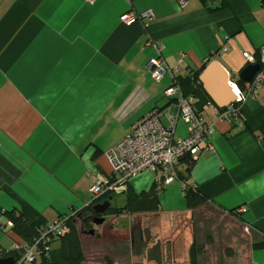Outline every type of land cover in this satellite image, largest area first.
<instances>
[{
    "label": "crops",
    "instance_id": "obj_1",
    "mask_svg": "<svg viewBox=\"0 0 264 264\" xmlns=\"http://www.w3.org/2000/svg\"><path fill=\"white\" fill-rule=\"evenodd\" d=\"M128 12H150L149 26L123 24ZM151 42L163 47L171 69L160 81L147 68L159 57ZM262 47L264 0H186L185 6L180 0H0V258L25 244L8 227L6 213L24 211L43 225L76 214L91 204L96 175L111 176L106 154L139 120L153 110L166 127L178 118L177 99L165 94L175 81L196 97L205 122L215 125V152L205 154L201 146L188 183L210 206L234 212L261 240L264 85L238 105V117L220 119L193 77L217 61L238 83L248 65L243 53L256 57ZM241 89L246 93L247 84ZM186 134L179 121L177 137ZM172 187L160 195L161 211L151 215L177 211L166 208L177 194ZM129 188L158 191L150 172L132 179ZM179 210L187 211L186 202ZM138 216L106 217L132 237ZM122 217L130 220L123 229ZM140 240L141 233L133 241L139 258L145 250ZM248 257L249 264H264V250L250 249Z\"/></svg>",
    "mask_w": 264,
    "mask_h": 264
},
{
    "label": "built area",
    "instance_id": "obj_2",
    "mask_svg": "<svg viewBox=\"0 0 264 264\" xmlns=\"http://www.w3.org/2000/svg\"><path fill=\"white\" fill-rule=\"evenodd\" d=\"M88 1L95 3L97 0ZM180 3L185 6L186 0H180ZM148 19H152L150 12L141 14L128 12L122 15L121 22L132 25L141 21L147 28ZM153 45L159 57L150 59L147 68L152 78L160 81L171 69L163 57V47ZM220 50L225 52L227 48L221 47ZM243 57L248 64H256V57L253 54L245 52ZM260 59L261 68L252 82L247 83L246 93L230 75L229 85L236 93V102L223 110L215 109L220 119L238 117V105L246 99L247 95L255 96L258 89L264 85V47L260 49ZM165 94L169 98L177 99L178 118L173 119L171 125L166 127L161 122L160 113L153 110L139 120L132 131L106 154L112 167V174L109 178L96 175L90 189L91 204L97 203L104 196L122 195L127 192L130 181L144 172L155 175V184L160 194L175 183H179L182 190H185L187 185L179 177V170L183 168L181 162L188 158L196 161L203 144L205 154L215 152V146L210 139L215 133V125L205 122L198 109L196 97L193 94L185 95L178 81L173 82ZM179 121L186 126L187 134L184 137H177ZM70 217L63 216L44 224L40 237L33 244H15L13 250L23 252L18 264H36L42 258L45 264H54L55 256L53 257L50 242L68 231ZM8 227H12L11 222H8Z\"/></svg>",
    "mask_w": 264,
    "mask_h": 264
},
{
    "label": "rangeland",
    "instance_id": "obj_3",
    "mask_svg": "<svg viewBox=\"0 0 264 264\" xmlns=\"http://www.w3.org/2000/svg\"><path fill=\"white\" fill-rule=\"evenodd\" d=\"M174 185L177 194L170 200L171 204L167 202L166 208L177 211L135 217L133 223L137 229L132 231V237L131 231L128 234L115 230L113 221L106 216L102 225L93 223L82 228V221H78L85 257L83 264H192L190 248L193 244L197 248L196 264H249V250L260 239L246 230L236 217L210 205L195 211L179 210L185 206L184 194L179 183ZM124 201L123 196H117L112 204L122 207ZM129 221L128 217H122L119 227L126 228ZM140 233L145 249L141 258L133 253V241L138 243ZM51 248L52 252L57 251L59 259V243Z\"/></svg>",
    "mask_w": 264,
    "mask_h": 264
},
{
    "label": "trees",
    "instance_id": "obj_4",
    "mask_svg": "<svg viewBox=\"0 0 264 264\" xmlns=\"http://www.w3.org/2000/svg\"><path fill=\"white\" fill-rule=\"evenodd\" d=\"M256 63L261 65V59L259 53L256 54ZM202 71V70H201ZM201 71H198L194 74V82L196 87L203 90L202 85L199 82V76ZM239 85L241 88H244L247 83L242 80H239ZM209 101L214 103L212 99L209 97ZM196 161L191 158L184 159L181 162L182 169L179 170L180 180L186 183L187 188L183 190L184 199L186 202L187 211H195L204 206L209 205V200L207 197L202 195L196 187L191 186L188 183V175L194 166ZM160 193L158 191L151 190L148 193L136 194L131 191L130 188L127 191V195L125 198V203L122 207L113 206L106 213L108 215H121L123 213L131 214V215H140V214H155L161 211V200ZM116 196L107 195L102 197L98 202L104 203V201L112 200ZM97 202V203H98ZM93 205L91 204L88 207L82 209L77 212L75 215L71 216L68 220V231L61 237L55 238L50 242V246H52L55 242H58L60 245L59 248V259L60 261L53 262L54 264H83L84 257V249L81 240V231L78 227V221H82V228L87 226H92V214H93ZM229 215L235 216L234 212H229ZM9 221L12 223V230L20 236L25 244H33L35 240L40 237V231L43 228V223L36 219L33 215L20 211H12L6 213ZM253 250H264V237L257 243L252 245ZM23 252L14 250L13 252L5 255L7 257H14L15 264H18L21 261ZM196 256H197V248L193 244L190 248V257L191 263L196 264ZM56 258V257H55ZM56 260V259H55ZM40 264H45L44 259L38 260ZM26 264V263H23Z\"/></svg>",
    "mask_w": 264,
    "mask_h": 264
},
{
    "label": "water",
    "instance_id": "obj_5",
    "mask_svg": "<svg viewBox=\"0 0 264 264\" xmlns=\"http://www.w3.org/2000/svg\"><path fill=\"white\" fill-rule=\"evenodd\" d=\"M260 64H248L240 73V79L245 83H251L259 72ZM230 75L228 71L217 61L206 64L199 76V82L203 90L212 99L219 109H225L236 102V93L229 85ZM112 198L102 204L93 206V222L103 224L105 219L97 215H105L111 208ZM0 264H15L14 257L0 258Z\"/></svg>",
    "mask_w": 264,
    "mask_h": 264
},
{
    "label": "flooded vegetation",
    "instance_id": "obj_6",
    "mask_svg": "<svg viewBox=\"0 0 264 264\" xmlns=\"http://www.w3.org/2000/svg\"><path fill=\"white\" fill-rule=\"evenodd\" d=\"M99 204H102V202L101 203H99ZM93 214H95V212L93 211ZM93 214H92V221H93V219L95 218V217H93ZM98 217H103V216H106V214L105 215H97Z\"/></svg>",
    "mask_w": 264,
    "mask_h": 264
}]
</instances>
